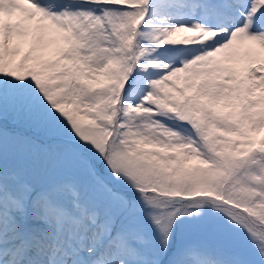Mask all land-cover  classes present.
<instances>
[{
	"label": "snow or ice",
	"instance_id": "6c2138e0",
	"mask_svg": "<svg viewBox=\"0 0 264 264\" xmlns=\"http://www.w3.org/2000/svg\"><path fill=\"white\" fill-rule=\"evenodd\" d=\"M0 264H264V0H0Z\"/></svg>",
	"mask_w": 264,
	"mask_h": 264
}]
</instances>
